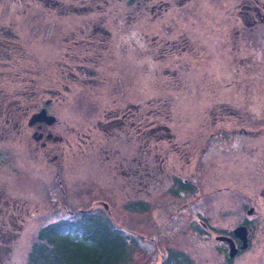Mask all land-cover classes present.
<instances>
[{"label": "rangeland", "instance_id": "374dc122", "mask_svg": "<svg viewBox=\"0 0 264 264\" xmlns=\"http://www.w3.org/2000/svg\"><path fill=\"white\" fill-rule=\"evenodd\" d=\"M131 1L61 0L57 6L54 0H0V36L19 47L10 50V58L13 51L16 58L3 73L18 72L25 81L17 84L20 89L32 81L29 93L42 97V105L51 91L62 89L53 60L57 56L51 52L61 32L96 25L102 13V25L111 32L97 51L98 64H87L89 75L97 71L93 80L68 82L62 103L49 105L60 121L44 128L52 134L49 141L34 137L36 126H23L4 144L9 156L0 163V178L22 201V210L9 246L0 252V264H26L42 227L81 211L102 214L135 239L124 264H162L168 250L184 257L179 264H264L259 243L228 261L214 236L196 228L201 216L196 207L206 208L208 222L220 233L237 218L238 209L230 214L229 206L261 201L264 27L250 31L233 18L239 26L234 34L236 28L222 17L199 15L195 8L183 14L173 6L153 17L147 10L135 11ZM226 1L218 0L219 6ZM85 5L86 18L77 13ZM180 35L193 44L163 48L167 39ZM131 102L152 111L147 125L151 143L140 134L146 128L137 126L136 134L128 118L105 121L114 107ZM64 120L69 125H61ZM104 129L115 131L107 146L111 157L115 151L132 154L136 145L140 157V144L147 143L154 158L148 162L157 168L148 187L135 189L116 161L107 163L93 148L97 141L104 144ZM57 133L71 146L54 141ZM61 156L69 164L59 170L54 161ZM176 179H186L192 189L181 190ZM138 200L145 210L130 208ZM227 205L230 210L221 209Z\"/></svg>", "mask_w": 264, "mask_h": 264}, {"label": "flooded vegetation", "instance_id": "af4514ba", "mask_svg": "<svg viewBox=\"0 0 264 264\" xmlns=\"http://www.w3.org/2000/svg\"><path fill=\"white\" fill-rule=\"evenodd\" d=\"M40 1L41 3H45L52 0ZM60 1L61 0H54L55 5L58 6ZM84 1L86 3V0ZM134 1L135 0L131 1V6H133L135 11L147 10L152 14L153 17L160 16L162 13L167 12L173 6H176V8H178V10L183 14L188 13L189 10L191 11V8H195V12L199 15L203 13L204 16L210 18L222 17L224 23L230 26L231 29L236 28L233 31L234 34H238L239 26L235 24L236 22L233 18H235L237 22L240 21V25L244 26L250 31H252L256 26L264 27V0H227L226 3L230 2L229 4H221L220 6L218 0ZM219 8L221 10H224L220 12ZM81 11L83 13L77 12L78 15H85L84 17L86 18V5L85 8ZM104 19L105 15L104 13H102L100 14L98 24L96 25L93 24L90 27H86V25L79 26L76 31L69 29L65 32H61L59 43L57 42L53 45L54 48H51V52L52 56H57L53 60L56 64V75L58 76L57 79L61 83L60 86L62 89L51 91L49 93L50 97L47 101H44V105H42V97H38L37 95H34L32 93L30 94V90L26 89V87L28 88V80L23 89H20L18 87L17 84H24L25 82L24 79L20 78L18 72L12 73V71H5L3 73V69L5 70V65L11 63V60H15L16 51H13L14 58H10L11 60L6 61L2 60L1 58L9 54L10 50H15L17 48L19 49V47L17 45L11 44L9 40L10 37H7L8 34L6 36L7 39L0 36V144H2L0 145V163L6 161L7 156H9V150L6 149L4 144H8L9 137L11 138V136L13 135L12 133L15 132L14 134H19L22 129L21 127L36 126V128L39 129L38 131L35 130L34 133V137L36 139H43V137H45L48 140L50 137H52V134L50 132L44 133V128L55 125L56 123L59 124L60 121L56 119L54 115H52L49 105L53 102L62 103L64 99H59L61 97V93L69 92L66 89L69 88L67 84L68 82H77L78 80H83L90 83L91 80H93L94 76H96L95 74L97 71H94L93 76L89 75L91 74L90 72H92V70L88 67L87 64H92L94 66L98 64V59H100L101 54L97 51L99 50V48H104L106 40L108 39V37H110L111 32L107 31L102 25ZM182 34L186 33L183 32ZM187 42L189 44H193L188 36L180 35L177 39H167L163 43V48H167L169 47V45L172 47L177 43L188 44ZM88 53H91V57L93 58V60ZM88 57L90 58L88 59ZM11 84L17 86H13ZM28 98L30 100L29 104L26 103V100ZM128 104L129 105H127L126 107H122V109L114 107V111L109 112L113 117L107 114L105 121H118L119 118H122L119 116V113L132 110V108L135 106L132 103ZM59 107L61 106H58V108ZM43 109L45 110L46 114L54 118L53 121L51 123H48L46 120H36L34 122H30L32 116L36 113H39ZM30 111L32 112V115L29 118L27 114ZM61 125H69V123L68 121L64 120L63 122H61ZM133 127L134 125L130 124L131 130H133ZM66 129L68 130V127H66ZM111 134L112 133H110V135ZM72 135L74 136V132H72ZM78 135L79 134L77 133V136ZM54 136V141H57V143L62 141L66 142L65 144L67 146H71L70 143L72 142L63 138L61 133H57V135ZM84 138V143L86 144V133ZM110 139V136L105 135L106 141ZM105 154V160L108 163L109 157L107 155V152ZM65 159L66 157L61 156L58 160L54 161L57 164L59 170L62 168L61 166H67L69 164L65 161ZM1 175L2 174L0 173V176ZM126 175H128L127 172ZM0 181V216L8 215L5 217V219L0 218V223L6 224L8 226H17L18 223L16 222H18L20 219L17 217V215L21 214L22 201L15 198L14 195L10 192L9 188H7L8 185L5 182L4 178H0ZM130 184L134 185L135 189L138 188L137 180L130 179ZM257 198L261 201L256 203H249L239 208H233L229 205L222 206L221 209L230 210L229 208H227L228 206L232 208V211L229 212L230 214H233L234 210L238 209V214L237 218H235V220L233 221L232 226L229 227L226 232L220 233H217L215 231L216 227L212 223L208 222V214H206V208L196 207L199 210L197 214L202 216L199 217L200 219L198 220V223L200 227L196 226L197 230L200 233L205 232L207 234L210 233L211 235H213L215 240L222 245V254L225 258H227L228 261H230V258H232V256H229L230 246H233V248L236 250L234 256H237L246 249H250L257 243H259V245H257L256 247L260 246V249L264 253V191L260 195L258 194ZM200 204L201 203H198V205ZM235 229L237 230L238 235L234 231ZM222 237H226L227 239ZM7 247L8 245L0 246V252L2 250H6ZM1 256L2 254L0 253V257Z\"/></svg>", "mask_w": 264, "mask_h": 264}, {"label": "trees", "instance_id": "16d2710c", "mask_svg": "<svg viewBox=\"0 0 264 264\" xmlns=\"http://www.w3.org/2000/svg\"><path fill=\"white\" fill-rule=\"evenodd\" d=\"M1 59L11 60L9 54ZM27 84L32 86L33 82L28 81ZM26 89L33 91V88L29 86ZM26 103H30L29 98ZM141 107L140 105L134 106L132 110L119 113V116L128 118L129 123L134 125L133 131L135 133H137V126L146 128L140 134H142L143 139H146V142L151 143V138H149L151 134L148 135L147 125L150 121L148 115L152 111L143 110ZM154 114L157 115V113ZM115 127V131H117L118 126ZM113 131L104 129L102 131L105 133L104 138L105 135L110 137L115 135L114 133L110 135ZM146 142L143 144L140 142V157L138 156V145L132 151L134 155L115 151L112 157L109 155L110 149L107 147L109 141L104 140V144L97 141L93 148H96L95 150L103 155V159L106 158L105 153L107 152L109 160L116 161L121 174L125 177L137 180L138 186L148 187L154 174H157V168L155 167L156 162H148L154 158L150 156L147 145H145ZM150 165L152 171H150ZM176 181L181 190L189 191L192 189L187 181L181 179H176ZM142 205H144L143 202L138 200L132 203L130 208L137 207L139 210H145L146 207ZM0 218L5 219L3 215ZM13 227V225L8 226L0 223V246H9L14 230L16 231V227L15 229ZM135 244V239L125 235L120 228H114L102 214L81 211V214L76 217L62 218L42 227L37 234V239L31 245L26 264H124L129 256V251H131L130 248ZM128 246L131 247L128 248ZM183 258L177 257V254L168 250V255L162 264H179L177 260Z\"/></svg>", "mask_w": 264, "mask_h": 264}, {"label": "water", "instance_id": "95a60500", "mask_svg": "<svg viewBox=\"0 0 264 264\" xmlns=\"http://www.w3.org/2000/svg\"><path fill=\"white\" fill-rule=\"evenodd\" d=\"M53 119L54 118L52 116L47 115L46 112H45V110L43 109L39 113L34 114L32 116V118H31V121L30 122H34L36 120H46L48 123H51L53 121ZM234 231L238 235L237 230L235 229ZM222 238L227 239L226 237H222ZM235 253H236V250L233 248V246H230L229 256H233Z\"/></svg>", "mask_w": 264, "mask_h": 264}]
</instances>
